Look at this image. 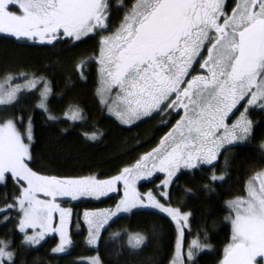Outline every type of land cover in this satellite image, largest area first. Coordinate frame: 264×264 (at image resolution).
Segmentation results:
<instances>
[{
  "label": "snow or ice",
  "instance_id": "obj_1",
  "mask_svg": "<svg viewBox=\"0 0 264 264\" xmlns=\"http://www.w3.org/2000/svg\"><path fill=\"white\" fill-rule=\"evenodd\" d=\"M110 24L109 0H0V34L17 41L75 47L99 37L97 94L107 104L111 93H116L109 110L121 123L130 125L173 112L180 118L157 147L134 165L101 180L95 175L61 177L33 170V117L25 122L23 114L0 115V182L6 183L10 177L15 185L11 203L5 195L0 213L16 211V230L23 234L21 247L39 245L55 233L59 242L52 252L62 253L72 244L73 210L59 201L99 199L118 191L122 183L123 195L113 208L83 213L86 243L98 245L102 232L121 214L138 208L157 209L176 227L170 264H196L198 253L211 246L197 237L184 251V229L189 227L191 213L171 206L170 185L182 169H215L225 151L254 136L249 111L253 107L264 110V0H236L230 12L226 0H133L119 24ZM86 62L90 61L77 64L81 74ZM197 65L200 72L193 75ZM22 78L27 81L23 87H12L11 78L5 80L7 87L0 85V107H14L23 88L31 91L37 87L35 78L28 80L23 74ZM39 83L44 86L36 107L48 113L51 88L43 78ZM236 112L239 116L232 120ZM65 116L76 121L82 113L70 107ZM48 120L56 117L49 114ZM85 136L97 139L95 133ZM260 147L264 149V142ZM154 173L164 174L160 185L164 191L159 197L152 191L142 194L137 190V182ZM206 179L205 190L210 191L212 183L225 177L213 171ZM244 192L226 202L231 237L219 264H264V169L249 178ZM10 220L4 217L5 223ZM147 239L139 232L129 233L131 254L142 252ZM13 243L0 240V264H16ZM89 264L102 262L97 256Z\"/></svg>",
  "mask_w": 264,
  "mask_h": 264
},
{
  "label": "trees",
  "instance_id": "obj_2",
  "mask_svg": "<svg viewBox=\"0 0 264 264\" xmlns=\"http://www.w3.org/2000/svg\"><path fill=\"white\" fill-rule=\"evenodd\" d=\"M132 0H123L122 8L115 7L111 24L121 18V12ZM97 37L86 39L75 47L57 43L54 47L46 44L17 41L0 34V78L17 72L43 75L50 79L52 94L49 99L50 112L56 120H48V114L36 107L38 94L35 91L22 92L14 107H0V115L23 114L25 122L33 117L34 140L31 145L33 170L45 175L108 177L116 174L126 165H131L140 155L155 147L167 132L168 127L156 119L144 118L131 125H122L107 113L96 96L98 74L96 64L88 57L96 53ZM86 62L81 71L80 61ZM75 106L82 118L76 121L64 118L66 109ZM249 118L254 124V136L246 143L233 146L219 157L215 169L201 166L193 170H181L170 185L171 205L191 213L189 227L184 232V246L199 237L211 247L198 253L196 264H219L225 246L231 237V226L225 220L229 213L226 202L245 195L246 182L255 172L264 167V110L253 107ZM85 133H95L96 140H90ZM227 160V164L225 161ZM215 171L224 175L223 181L209 185L206 177ZM155 174L151 180L139 183L141 189L152 185L160 178ZM190 190V192L188 191ZM15 185L9 177L0 182V207L3 197H11ZM119 191L99 199H78L64 204L73 208L70 236L72 244L62 253L52 252L57 244L55 235L47 236L37 246H23V234L16 230L17 213L12 210L0 213V240L13 241V250L18 253L16 264H88L79 257L97 254L102 264H169L176 241L174 222L165 214L152 209L134 210L121 214L102 232L98 245L86 243L87 229L80 223L76 229L77 217L83 210L109 207L116 203ZM148 211V212H147ZM11 220L4 222V217ZM139 232L147 239L146 246L138 255L128 248V234ZM117 234V235H114Z\"/></svg>",
  "mask_w": 264,
  "mask_h": 264
},
{
  "label": "rangeland",
  "instance_id": "obj_3",
  "mask_svg": "<svg viewBox=\"0 0 264 264\" xmlns=\"http://www.w3.org/2000/svg\"><path fill=\"white\" fill-rule=\"evenodd\" d=\"M227 1V0H226ZM133 2V0L130 2V4L121 12V18L117 21V22H115V23H112V24H110V27H115L116 25H118L119 24V22H120V20L122 19V17L124 16V13H125V11L127 10V8L131 5V3ZM228 2V5L230 4V5H232V7L235 5V2H236V0H232V4H231V0H228L227 1ZM122 3H123V1L122 0H115V3H114V6L115 7H118V6H120V5H122ZM232 7H229L230 8V10H228L229 12L231 11V8ZM112 8V7H111ZM120 8H122V7H120ZM229 8H227V9H229ZM4 35H6V34H4ZM99 40V37L97 36V41ZM96 52H97V50H96ZM95 55H96V53H93V55H91L90 57H88V59L89 60H93L94 62H95ZM95 64H96V62H95ZM196 68H197V72H194L193 73V75H196V74H198L199 72H200V70H199V65H197L196 66ZM96 69H97V65H96ZM22 74L23 75H26L27 76V78H28V80H32L33 78H35L37 81H38V83H37V87L36 88H34V89H32L31 91H35V92H37V94H38V97H40V91H41V89L43 88V84L42 83H39V80H40V78H43V80L44 81H47V83H48V85H49V87L51 88V94H52V84H51V82H50V79L49 78H47L46 76H43V75H34V74H29V73H26V72H17V73H9V74H7V75H5V76H3L2 78H0V85H4V87H7V85L5 84V80H6V78H11V86L12 87H15V86H17V85H20V86H24L26 83H27V81L24 79V78H22ZM98 87H99V78H98V81H97V86H96V96H97V98H98V100L101 102V97L97 94V89H98ZM22 92H30L28 89H26V88H23V90L18 94V96L22 93ZM51 94H50V96H49V98H48V109H50V102H49V99H50V97H51ZM111 97H112V100H109L108 101V103L107 104H104V103H102L103 105H105V107H106V109H107V113L109 114V115H111L112 117H114L119 123H121L117 118H116V116L115 115H113L112 114V112H110V110H109V105H112L113 104V101H115V98H116V93L115 92H112L111 93ZM105 99H107V94L105 95ZM38 102H39V98H38ZM38 104V103H37ZM72 107H75V106H72ZM76 108H78V107H76ZM69 109L70 108H68V109H66V111L63 113V117L64 118H68V117H66L65 116V113L66 112H69ZM80 110V109H79ZM243 109H241V111H242ZM48 115L49 114H51V112H50V110H49V112L47 113ZM52 115V114H51ZM54 116V115H53ZM154 116H156L157 118V120H158V122L159 123H161L162 125H164V126H166V127H168V130H167V132L166 133H168L171 129H172V127L175 125V122H176V120H178L179 118H180V116L179 117H176V114H175V112H173L172 113V115L171 116H167V115H164V114H156V115H154ZM239 116V112H236L235 113V115H233L232 116V120H235L237 117ZM68 119H70V118H68ZM250 119V118H249ZM71 120V119H70ZM142 120V119H141ZM139 120H137V121H134L132 124H134V123H136V122H138ZM164 121H169L166 125H165V123H164ZM231 121H229V123H230ZM122 125H129V124H123V123H121ZM131 125V124H130ZM165 133V134H166ZM165 134H164V136H165ZM159 144V143H158ZM157 144V145H158ZM157 145L155 146V147H157ZM155 147H153V148H155ZM152 148V149H153ZM151 149V150H152ZM151 150H149V151H147V152H150ZM146 152V153H147ZM145 153H143L142 155H144ZM142 155H140V156H142ZM139 159V158H138ZM136 162V161H135ZM135 162H133L131 165H126V166H124V167H122V169L123 168H125V167H129V166H132V165H134L135 164ZM262 169H264V167L262 168ZM121 170V169H120ZM182 170H187V169H182ZM120 172V171H119ZM119 172H117L116 174H114V175H111V176H108V177H98V176H96V177H98L99 179H101V180H105V179H109L110 177H112V176H115V175H117ZM155 174H160L161 175V177L160 178H158L156 181H154L153 183H152V185H150V186H147L145 189H141L140 188V186H139V183L140 182H142V181H146V180H141V181H138L137 182V190L140 192V193H142V194H146V193H148L149 191H152V192H154L158 197H159V195H160V192H162V191H164V189L160 186L161 185V180L164 178V174L163 173H154L153 174V176L155 175ZM42 175H45V174H42ZM91 175H93V174H91ZM84 176H89V175H84ZM153 176L152 177H150L149 179H147V180H151L152 178H153ZM118 191H119V196H118V199H117V201L121 198V196L123 195V184L122 183H120L119 185H118ZM105 197V196H104ZM100 198H103V197H100ZM64 199H67V200H69L70 202H73L72 200H70V199H68V198H64ZM79 199H96V198H91V197H83V198H79ZM160 199H161V202H165L164 201V198L163 197H160ZM116 201V202H117ZM59 202H61V204H62V206L63 207H71L72 208V206L71 205H69V204H64L63 203V201L62 200H60ZM115 206V204H113L112 206H109V207H101V208H96V209H90V210H83L80 214H79V218L77 217L76 219L78 220L77 221V223H76V229L77 230H79L80 229V224H79V221H80V223H83L84 224V221H83V213L85 212V211H95V210H98V209H109V208H113ZM172 206V205H171ZM174 207V206H173ZM139 209H151V208H138V209H134V210H139ZM72 210H73V208H72ZM133 210V211H134ZM152 210H156V211H158L159 212V210H157V209H152ZM183 211H185V212H189L188 210H183ZM161 213V212H160ZM73 214H74V212H73ZM126 214H128V213H126ZM163 214H165V213H163ZM166 215V214H165ZM229 215V213H227L226 215H225V218L227 217ZM167 216V215H166ZM170 218V217H169ZM171 219V218H170ZM226 220V219H225ZM227 221V220H226ZM57 222H58V217H57ZM229 222V221H228ZM230 223V222H229ZM77 224H79V227H77ZM175 224V223H174ZM85 225V227H86V229H87V225L86 224H84ZM70 226H71V224H70ZM176 228V227H175ZM188 228V227H187ZM187 228H185L184 229V232H185V230L187 229ZM29 231V234H31V230L29 229L28 230ZM87 234H88V229H87ZM51 235H55L57 238H58V240H57V244H58V242H59V236L57 235V234H55V233H52V234H49V235H47V236H51ZM177 235V234H176ZM46 236V237H47ZM45 237V238H46ZM71 237V236H70ZM195 239V238H194ZM193 240V239H192ZM56 244V245H57ZM56 245L54 246V247H56ZM35 246H37V245H35ZM91 246V245H90ZM96 246V245H95ZM95 246H91V247H95ZM53 247V248H54ZM183 247H184V251L186 252L187 251V246H184V237H183ZM69 249V247H67L66 248V250H65V252L67 251ZM62 253H64V252H62ZM62 253H56V254H62ZM93 257H97V254H92V255H88V256H81V257H79V261H81V262H84V263H88L89 264V262H90V259L91 258H93ZM172 260V259H171ZM170 260V261H171ZM169 264H170V262H169Z\"/></svg>",
  "mask_w": 264,
  "mask_h": 264
},
{
  "label": "flooded vegetation",
  "instance_id": "obj_4",
  "mask_svg": "<svg viewBox=\"0 0 264 264\" xmlns=\"http://www.w3.org/2000/svg\"><path fill=\"white\" fill-rule=\"evenodd\" d=\"M123 1V0H122ZM228 1V0H227ZM226 1V4H227V8H229V7H232V5H228V2ZM109 3L110 4H112V0H109ZM231 4H232V0H231ZM112 8H111V14H112V12L114 11V8L115 7H113V6H111ZM117 8H120V7H117ZM228 10H230V8L228 9ZM180 111V115H183V111L182 110H179ZM176 117H179V115H176Z\"/></svg>",
  "mask_w": 264,
  "mask_h": 264
},
{
  "label": "bare ground",
  "instance_id": "obj_5",
  "mask_svg": "<svg viewBox=\"0 0 264 264\" xmlns=\"http://www.w3.org/2000/svg\"><path fill=\"white\" fill-rule=\"evenodd\" d=\"M25 72V71H24ZM148 212V211H147Z\"/></svg>",
  "mask_w": 264,
  "mask_h": 264
}]
</instances>
